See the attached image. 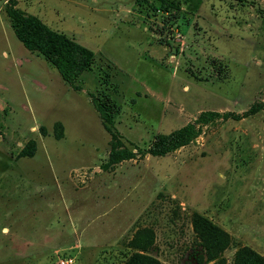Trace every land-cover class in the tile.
Masks as SVG:
<instances>
[{"label": "rangeland", "instance_id": "1", "mask_svg": "<svg viewBox=\"0 0 264 264\" xmlns=\"http://www.w3.org/2000/svg\"><path fill=\"white\" fill-rule=\"evenodd\" d=\"M16 2L94 59L75 89L0 0V264L264 257V0Z\"/></svg>", "mask_w": 264, "mask_h": 264}, {"label": "trees", "instance_id": "2", "mask_svg": "<svg viewBox=\"0 0 264 264\" xmlns=\"http://www.w3.org/2000/svg\"><path fill=\"white\" fill-rule=\"evenodd\" d=\"M235 1L244 2L247 0ZM6 2L8 5L5 8V12L11 19L12 28L16 37L28 50L42 55L57 70L60 77L66 83L77 89L75 80L82 71L88 69L92 64L94 59L93 51L67 37L65 34L50 29L37 16L23 14L16 8V0H6ZM98 111H101V109L98 108ZM214 115H218V113H214ZM224 115L226 116L227 113ZM104 127L108 130L106 123ZM191 127L192 124L189 123L171 135H159L153 142L150 153L152 155H162L177 146L185 144L187 142V134ZM32 153L33 151L27 152L26 149L20 152L21 155L28 156H31ZM110 155L116 161L131 157L129 154H122L114 145L111 148ZM200 223L204 226L214 228L225 237V242L228 241L227 232L215 226L211 227V224L207 220L196 215L193 220V226L199 233ZM222 247L220 249H223ZM235 264H264V257L250 248H243L236 252Z\"/></svg>", "mask_w": 264, "mask_h": 264}, {"label": "built area", "instance_id": "3", "mask_svg": "<svg viewBox=\"0 0 264 264\" xmlns=\"http://www.w3.org/2000/svg\"><path fill=\"white\" fill-rule=\"evenodd\" d=\"M71 261H72V259L68 257L65 259V261L63 263H70Z\"/></svg>", "mask_w": 264, "mask_h": 264}]
</instances>
